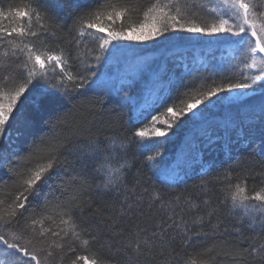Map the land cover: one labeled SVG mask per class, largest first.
<instances>
[{"label":"snow or ice","instance_id":"1","mask_svg":"<svg viewBox=\"0 0 264 264\" xmlns=\"http://www.w3.org/2000/svg\"><path fill=\"white\" fill-rule=\"evenodd\" d=\"M68 6V0H28L7 13L0 9V20H15L0 26V264H64L76 243H99L111 255H76L69 264H217L219 255L234 264H264V0H150L147 5L76 0L72 24L58 37L59 13ZM50 37L60 41L55 48L48 45ZM164 41L176 42L167 57L181 71L164 65L166 78L158 70L138 96H125L137 121L147 123L127 138L100 134L109 112L102 97L119 95L129 71L142 69L146 58L138 47ZM34 91V107L45 115L25 117L14 139L12 122ZM257 92L260 144L214 176L202 165L201 175L210 179L194 186L204 195L199 203L184 191L167 194L172 189L166 192L165 186L179 181L170 176L171 165L163 163L159 148L143 160L160 173V184L145 180L140 168L129 184L133 142L146 150L184 122L193 134L185 137L181 152L198 157L201 137L195 131L206 135L203 126L218 109L237 108ZM45 97L48 104L41 107ZM21 136L26 143H20ZM242 142L252 143L248 137ZM228 152L231 159V145ZM84 161L93 162L92 190L111 203L101 206L80 189L87 182L80 171ZM234 166H240L242 178L224 184ZM249 177H259L260 183L249 188ZM54 181L60 196L49 199ZM212 182L224 184L218 204L208 196ZM193 210L195 216L186 219ZM86 212L95 223L84 227ZM148 213L157 218L141 226ZM229 233L238 244L222 240L219 250L214 244L197 253L198 261L182 256L194 241Z\"/></svg>","mask_w":264,"mask_h":264},{"label":"trees","instance_id":"2","mask_svg":"<svg viewBox=\"0 0 264 264\" xmlns=\"http://www.w3.org/2000/svg\"><path fill=\"white\" fill-rule=\"evenodd\" d=\"M28 0H0V9H3L5 13L8 12L10 8H16V7H23ZM55 2V0H53ZM69 6L66 7L62 12L59 13V25L61 26V31L57 33V36H63L65 33L68 32V27L72 24V19L70 17L75 15L76 8H75V2L76 0H68ZM81 3H83V0H80ZM139 2L142 5H147L150 3V0H139ZM52 15H55V13H52ZM139 17L134 16L133 20H138ZM15 23L14 19L4 18L3 20H0V26L8 27ZM37 45H39L40 41L39 38H37L35 41ZM60 41L56 38H49L48 39V45L50 48H55L56 44ZM180 42V43H185ZM134 43V42H132ZM176 42H169L164 41L163 43H156L153 44L151 42L147 43L144 46L138 47L137 49H141L143 51L152 49V47H155L156 49L163 48L164 46H169ZM2 51V49H0ZM167 56H165V59L158 56L157 61L153 60L148 63V65L145 66V69L141 75L140 78L135 82V84H125L122 85L123 91L116 95L113 93L110 97H102L104 99L105 103L104 106L106 109L109 110L108 114L104 117V122L100 125V127L97 129V131L102 135H117L121 137H129L131 133L138 127L143 126V123H147V120L141 122L137 121L136 119V112L134 110L133 105L127 103L125 101V96H132L136 97L138 96L145 84L150 80V77L152 74L159 70L160 76L162 78H166V73L164 72L163 68L160 67L161 64H163L167 60ZM168 68V70L179 72L181 69L179 67L173 68L172 63L167 62L165 64ZM141 74V73H140ZM186 79H188L186 77ZM144 85L143 88H140V85ZM37 95V92H33L32 96L28 98V100L23 102V106L20 109V113L17 116V119L12 122V131H13V138L15 139V133L17 130L23 131V120L25 117L32 118L33 116H40L45 115L44 113H40L37 111V109L34 107L33 104V97ZM247 101L246 104H241L237 108L229 109H220L215 112L213 115H217L214 117H211L208 119L207 123L203 126L204 130L206 132V135H201V132L199 130L195 131V135L201 137V145H200V152L202 155L196 156L194 153H187V150H185L183 153L181 152V149L183 148V144L185 141V137H190L193 134V130L190 129L189 125L181 122L180 125L176 128H174L172 131L169 132V135L167 138H155L159 141L158 144L154 143L152 144L148 149L146 150H139V146L133 142L131 148L128 151V157L135 159V167L129 172L128 175V182L131 185V183L134 180V175L136 168H140L141 172L143 173V178L147 180L148 178L151 179L152 182H155L157 185L160 184V179L158 178L160 173L156 170H152L149 168L147 164L144 163L143 157L145 155H151L154 153V150L156 148H159V150L162 153L163 156V163L171 165V168L169 169L170 176L178 180V183L170 184L165 186V191L167 192L168 188H171L172 191L168 192V195H176L177 191H184L185 195L191 194L192 199L195 200L197 203L200 202L204 198L203 193L201 192V189L198 187H194L195 185H198L200 183L201 179L209 180V176H202L201 172L197 173H191L187 174L183 173V175H172L170 172L173 168L174 164L181 159V161H184L186 163H190L192 161H197L200 164H206V167L211 168V174L214 176L218 172H222L225 168H228L230 164L233 163V160L236 157H248L250 153L253 152V149L257 147V145L260 144V132H261V124L259 123V109H260V96L259 93L254 94L253 97L245 99ZM172 100H169L167 104H171ZM41 107H44L48 104V98L45 97L42 100H40ZM164 105V106H167ZM159 111L163 110V106L158 109ZM155 114V113H153ZM147 115V113L145 114ZM226 119L231 120V126L225 127L224 121ZM183 120H186V118H183ZM211 138L212 143H208V138ZM248 137L249 140L252 141V143L249 146H245L243 144V138ZM27 138L24 136H21L20 143H26ZM231 145V159L229 157L228 152V146ZM181 152L182 154H179L178 152ZM188 154V155H187ZM194 154V155H193ZM257 159L259 157L257 156ZM179 161L178 163H182ZM83 164L85 166L80 167V171L82 172V175L86 178V183L83 185H80V189L84 191L85 194H91L93 198L97 201L98 204L103 206L106 203H111V199L108 196L103 197H97V194L92 190V186L96 182L97 177L93 174V162L92 161H84ZM256 171H260L259 168L256 169ZM2 174V173H0ZM243 176V173L240 170V166H234L232 168V177L228 180L224 181V184L226 183H237ZM5 180L9 179L7 175H4L3 177ZM260 178L256 177L255 179L249 177L247 180L248 187L251 188L253 184H259ZM224 184H219L216 182H212L209 187L212 189L211 192H208V196L211 198L214 204H218L219 201L223 198L222 193L219 191V188L224 186ZM147 186V184H145ZM46 192L49 191V189H45ZM60 196V192L56 190V182L54 181L52 183L51 192L49 195V199H52L53 197ZM32 210H30L31 212ZM36 212H39L40 209H36ZM179 211V210H178ZM205 209L201 208L200 213L203 214ZM225 209L223 206H221L220 215L225 220V224H229L230 221L225 216ZM195 210L192 212L185 213V218L187 219L188 216H195ZM158 214L154 213H148L146 214L143 221H141V226L144 224L150 225L154 222V220L157 218ZM59 218L57 217V220ZM215 222V217H213V223ZM95 223L94 220H91L88 218V213H85V220H84V227H87L89 224ZM45 226L47 227L48 224L46 223ZM131 226V225H130ZM209 229L207 226H205V231H208ZM246 235H252L251 232L245 233ZM177 240H179V237H177ZM222 240H230L233 245L238 244L235 235L234 234H225L224 236H217V237H207V238H201L199 241H194L192 246L185 249V252L182 253V256L187 255L192 257L193 260L198 261L200 257L197 255L202 249L211 247L212 245H217V250H219V245ZM239 246L246 247L247 244H242ZM74 247L76 248V252L74 254H69L68 257L65 258L64 264H69V261L71 259H75L76 255L80 256H88L89 259L93 258L94 253H99L104 256L111 255V253L108 251L107 248H101L99 243L90 244L88 247L81 246L79 243L74 244ZM177 250H179V245H176ZM66 250V249H65ZM78 264H84L83 261H79ZM217 264H234V262L224 256L219 255L217 256Z\"/></svg>","mask_w":264,"mask_h":264},{"label":"bare ground","instance_id":"3","mask_svg":"<svg viewBox=\"0 0 264 264\" xmlns=\"http://www.w3.org/2000/svg\"><path fill=\"white\" fill-rule=\"evenodd\" d=\"M160 49H162V48H160ZM160 49H156L155 47H152V49H149V50H145V51H143V50H141V49H136L137 50V52L142 56V57H145L146 59H145V63H144V65L146 66V65H148V63L149 62H151V61H153V60H156L157 61V55H156V50H160ZM151 52L153 53V54H151ZM167 62H170L171 63V61L169 60V58H167V60L163 63V64H161L160 65V67H162V66H164ZM145 66H143L142 67V69L140 70L141 72V74H139V75H136L133 71L131 72V70L129 71V73H128V75H127V79H128V81H129V83H125V84H135V82L138 80V78H140L141 77V75H142V73H143V71H144V69H145ZM125 84H123V85H125ZM120 87H122V85H119ZM143 86L144 85H140V88H143ZM255 94V93H254ZM254 94H252L251 96L253 97V95ZM260 123V122H259ZM179 154H182L180 151L178 152ZM187 153H192V152H188L187 151ZM182 163H176V164H174V166H173V168L171 169V173H172V175L174 176V175H183V173H186L187 172V174H191V173H197V172H201V166L203 165V167L204 168H208V167H206V164H200L199 162H197V161H192V162H190V163H186V162H184V161H181Z\"/></svg>","mask_w":264,"mask_h":264},{"label":"rangeland","instance_id":"4","mask_svg":"<svg viewBox=\"0 0 264 264\" xmlns=\"http://www.w3.org/2000/svg\"><path fill=\"white\" fill-rule=\"evenodd\" d=\"M197 38H193V43L195 42V40H196ZM135 43V42H134ZM185 45H187L188 44V42L186 41L185 43H184ZM170 47L169 46H164L162 49H160V50H156L155 52H156V55L157 56H160V57H162V58H164L165 59V56H167V51H168V49H169ZM151 54H153L152 52H151ZM143 66H145V65H143ZM134 72L136 75H139L140 74V70H131V72ZM258 93V92H257ZM257 93H255V94H257ZM247 97H245V99H246ZM218 110H220V109H218ZM217 110V111H218ZM215 114V113H214ZM215 116H217V115H212V116H210L209 117V119L211 118V117H214L215 118ZM188 155V154H187ZM194 155V154H193ZM179 161H181V159L179 158V160H178V162Z\"/></svg>","mask_w":264,"mask_h":264}]
</instances>
